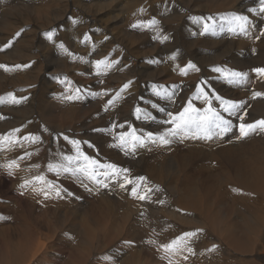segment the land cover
<instances>
[{
    "label": "bare ground",
    "instance_id": "6f19581e",
    "mask_svg": "<svg viewBox=\"0 0 264 264\" xmlns=\"http://www.w3.org/2000/svg\"><path fill=\"white\" fill-rule=\"evenodd\" d=\"M1 1L6 6L3 5L4 9L2 8L3 10L0 14H9L7 18L0 20V65H7L9 69L5 70L4 68H0V97L3 98V100H0V104H6L3 112L6 113L5 115H8V118H5L7 123L5 122L6 125H4V129L2 128L3 130H8L10 127L13 128L11 129L13 131L15 128L19 130V127H22L28 131L32 128L34 122L44 127L49 126L60 131L71 127L76 128L78 131L81 130V127L78 125L81 122H78V120H80L82 115L78 119L76 113L78 110L77 103L73 105L74 102L72 100L62 97V102L68 105L67 112L65 111L63 114L60 112L61 116L58 121H51L47 118L50 121L46 122L39 116V112L37 113V108L39 107L38 102L40 103L39 98L41 96L43 97H41L42 102L47 98L52 100L50 98L52 96L53 98H59L61 92L60 88H56L59 81L57 76L62 75V73L77 76L86 86L93 85L94 87V85H97L102 79L99 76L105 72L104 70L101 72L102 67L99 70L97 69L95 64L97 60H106L112 65L116 63L115 67H113L115 70L113 69L114 72L111 73L113 77L104 82L111 90L113 89V93L116 92L118 95L123 93L126 90L124 85L129 81L132 82L127 88L128 90L125 91V93H132L130 96L128 95V98L123 96L120 101L125 98L136 97L138 90L144 87L143 84L150 81L155 86L158 85L156 83L157 81L165 85L173 79H183L188 73L190 76L196 74L195 71L198 69L196 62L198 60L206 63V65L210 63H214V66L215 64H222V57L229 53L231 54L234 50L244 55V63L248 62L251 64V62H257L255 67L260 68L259 59H262L261 64L262 66L264 65V12L260 11V0ZM12 4H14V7L9 8V5ZM250 9H256V11L251 12L249 11ZM195 15L203 17L209 24H214L212 30L201 34L203 32V27L200 29L203 26L201 23L202 25L199 28L195 27V30H191L189 33L186 32L185 36H179V31L192 28L187 24L190 23V18ZM232 15H245L249 18L246 32H242L243 34L240 33L243 35V39L238 43L230 40L227 25H224L227 21L226 17ZM208 17H212L213 20L209 21L207 19ZM152 20H155L156 23L149 26L148 22ZM49 32L52 33L51 39L47 36ZM153 32L157 34H152ZM17 33H19L18 36L16 35ZM68 35L73 41L76 40L73 47L70 46V54L71 51L75 52L77 48L79 49L78 53L82 56L86 57L88 55L89 57L92 54L94 58L90 60L91 66L88 68L85 67L89 59L86 57L87 60H84L82 57L81 61L78 62V66L74 65V67H70L74 62L71 57L67 56L69 53L66 54L65 51V49H69L66 48L68 43L65 46L66 43L62 41ZM164 37H167V39H164ZM202 39L207 40L209 44ZM69 42L71 43V41ZM78 43L80 44L78 45ZM47 44L58 46L59 50L56 51H59V61L55 62L58 65L49 62L48 56L54 55ZM206 44L208 45L207 47ZM61 45H63V48H61ZM162 49H166L169 57L172 49L177 51L176 56L178 59L175 65L172 64L176 68V73H171L170 70H167L166 64L164 65H166L167 69L162 67L160 60L164 61V59H160L162 57L159 58V53L160 51L162 52ZM240 57L239 55L238 60ZM172 59L175 60V58ZM189 63L194 64L195 68H188ZM17 65L19 67H15ZM26 65L27 67H25ZM227 68L230 69V67ZM181 69H184V72ZM99 71L101 73L98 76ZM212 71L214 72V70ZM210 74L212 75V73ZM251 75V77H254L258 74L254 72ZM247 76L250 75L247 74ZM48 78L54 81H51L52 84L49 88H42L44 87V81ZM199 80L201 81V79ZM184 81L182 80V83ZM206 83L208 84V82ZM252 84L254 85V83ZM258 84L260 87L259 92L264 93V78H261V76ZM195 86L197 87V85ZM209 86L211 85L209 84ZM228 88L227 92L229 93L231 89L228 91ZM74 89L76 91L85 90L79 87H74ZM118 90L120 91L118 92ZM143 91L145 90L142 89ZM9 93H12L18 99L20 97H27V99L20 103H12L8 95ZM234 94L236 95V93ZM244 95L242 94L241 96ZM187 97L191 98L190 96ZM259 97V102L257 103L255 101L257 103L256 107L253 105L254 111L264 114V96ZM228 98L230 99V97ZM243 98L245 101L246 97ZM84 100L80 102L83 103ZM120 101L118 102L120 103ZM115 104L117 103L115 102ZM7 107H12V109L7 110ZM87 107L90 108L89 105ZM126 110L127 107L125 106L124 108L122 106L119 108V113L124 114ZM155 111L158 110L156 109ZM256 114L252 118L264 119V115L261 118L260 115ZM47 116L48 114H46ZM245 117L247 118V116ZM112 123V133L120 135L121 128L119 120H112ZM90 128H92L91 125ZM39 129L41 132L42 128ZM148 130L154 134L162 133L158 129L148 128ZM25 132L21 134L24 135ZM46 133L44 134L45 136ZM9 134H12L18 142L14 145L0 142V264H165L162 261L163 259H165L167 264H169V261H171V264H264V133H253L240 140L237 137L235 139L237 141L236 144H229L227 147L219 148L220 151L218 149L217 151H212L211 154L201 150H195V153L192 151V153H189V151L181 152L183 153L179 155V160L181 161H177L173 167L171 166V183L168 182L171 184V187L167 188L165 186L166 189H162L164 186H161L162 188L152 186L148 176H143L145 177V181L137 182L135 180L136 177L133 178L135 173L130 169L129 165L124 164V167L129 170L128 173L131 174V177L133 176L131 178L133 183L126 185L125 188H121L119 184H114V190L122 197V201L115 199L112 193L105 191L99 198H94L95 195H92L94 199L89 200V197H86L81 202H79L80 200L77 201V207L82 205V208L72 211L66 209L68 206L65 204L66 208L64 210L60 209V206L58 207L59 209L55 207L60 202L67 203L72 200V198L66 196L67 193L63 192L61 197L53 194L46 199L42 193L32 191L31 185L27 188L21 187L25 179H31L35 175L43 174L48 180L53 181L57 186L65 189V185L60 182L59 178H55L56 180H54L48 171L47 166L50 162L41 153V150H44L45 147L39 150L36 149V151H29L28 153L31 155L22 154L20 152L21 149L19 150L18 147L27 150L26 144L28 140H24L23 138L25 136L19 132ZM100 135L102 136V134ZM187 136L188 138L191 137L192 141L195 140L192 136ZM57 141L59 142V140ZM185 141H187L186 138ZM197 141V144H195L199 146V142ZM208 142H210L211 148H213L211 141ZM215 144H218V142ZM57 146L59 145L57 144ZM50 147L53 150V146ZM158 147H160L159 144L157 146L152 144L142 154L145 153L144 155H147L146 152L155 149V152L153 151L155 156L147 161L145 171L146 173L152 172L155 177L161 179L165 172L163 173L162 170H157L156 165H158L157 162L159 160L168 161V156L165 154L166 151L164 152L162 149L164 146L156 150ZM58 150L60 151L59 148ZM205 154H208L209 158L206 163L201 164L200 161L202 159L199 156ZM21 157L24 158L21 159ZM196 158L197 163L194 162ZM11 160H16L19 167L13 169L4 167ZM135 160H132V162L134 163ZM149 163L150 165L147 168ZM52 164L57 163L52 162ZM38 172L42 173L38 174ZM72 176L70 172H67L64 182L66 183L68 180L73 181L76 179V175H74V179ZM6 181L9 182V186ZM120 182H122V179ZM137 183L140 185L137 190L142 191V194L148 195V199L140 200L132 195V188ZM174 184H180L181 187L179 188L177 186L178 189H175L172 187ZM36 187H40V185L37 184ZM11 188L13 191H11ZM147 188H150L151 192H148ZM89 194L90 192L87 195L89 196ZM36 200H38L37 206H35L37 204H35ZM160 201H163V203H160ZM142 204H145L147 210L144 209V215L142 213L139 219L132 206H141ZM250 204H253L251 205L252 207L255 205L258 211H255V207V210H253ZM14 217L16 218L15 220ZM198 229L202 231L197 232L196 236L190 237L187 241L188 246L193 249V253L181 249L175 255H166L161 248L162 244L170 243L184 233L195 232ZM150 241L152 242L150 243ZM213 245L216 248L210 251ZM184 256H187L188 259L185 260ZM105 257H110L111 259H105Z\"/></svg>",
    "mask_w": 264,
    "mask_h": 264
},
{
    "label": "rangeland",
    "instance_id": "374dc122",
    "mask_svg": "<svg viewBox=\"0 0 264 264\" xmlns=\"http://www.w3.org/2000/svg\"><path fill=\"white\" fill-rule=\"evenodd\" d=\"M0 13H1V11L4 9L3 7V5H5L6 6V4H3L2 3V1L0 0ZM2 4V5H1ZM14 7V4H12V5H9V8H13ZM3 8V9H2ZM6 13H8V12H6ZM5 16V17H4ZM9 16V14L7 15V14H0V20L1 19H5V18H7ZM198 17V18H197ZM201 18H203V17H201V16H199V15H195V16H192V18H190V20H189V22L192 24V26H191V24L189 23V24H187L189 27H192V28H188V29H190V30H188V29H186L185 31H179L178 32V34H179V36H181V35H183V36H185L186 35V32H188L189 33V31H191V30H195V27H198L199 28V26H201L202 24H204V22H206V20L203 18V19H201ZM198 19V20H197ZM201 19V20H200ZM193 21V22H192ZM199 21V22H198ZM203 21V22H202ZM194 23V24H193ZM200 23V24H199ZM202 23V24H201ZM199 24V25H198ZM224 25L227 27V32H228V34H229V36H230V40H234V42H236V43H238V42H240L242 39H243V33L242 32H240L239 30H237V31H235V32H233V31H230L229 29H230V25L228 24V20L224 23ZM194 27V28H193ZM203 26H201L200 27V29L202 28ZM229 27V28H228ZM238 32V33H237ZM240 33H242V34H240ZM152 34H157L156 32L154 33H152ZM240 34V35H239ZM233 36V37H232ZM237 36V37H236ZM238 36H239V38H238ZM242 36V37H241ZM231 37H232V39H231ZM241 37V38H240ZM67 38V39H66ZM71 39V40H70ZM67 40V41H66ZM204 42H206L207 44H209V42L207 41V40H205V39H202ZM201 40V41H202ZM235 40H237V41H235ZM63 42H65L66 44H65V46L67 45V43H68V45L66 46V48H69L67 51H66V54L67 53H69L67 56L68 57H71V59H72V61L74 62V63H72L71 64V66H70V64H68V66H70V67H74V65H76V66H78V62L79 61H81V59H82V57H83V59L85 60L86 59V57H87V59H89V60H87L88 62H87V64L85 65V67H89V66H91L90 64H91V58L93 59L94 57H93V55L92 54H90L89 55V57H88V55H86V57L85 56H82L81 54H79L78 53V51H79V49L77 48V50L75 51V52H72L71 51V54H70V46L71 47H73V45L75 44V42H76V40H74L73 41V39L68 35V36H65V38H63V40H62ZM69 41H71V43L69 42ZM72 44V45H71ZM80 43H78V45H79ZM206 44V47L208 46ZM47 46H48V48H50V51L52 52V54L54 55V56H48V60H49V62L50 63H52V64H54V65H58L57 63H55V62H58L59 61V51H56V50H59V48H58V46H51V45H48L47 44ZM77 46V45H76ZM175 46V45H174ZM165 47V46H164ZM43 48H46V47H43ZM54 48H56V49H54ZM55 50V51H54ZM238 50V49H237ZM69 51V52H68ZM235 52V53H234ZM77 53V54H76ZM162 53V54H161ZM166 53V54H165ZM170 57L168 56L169 54L167 53V51H166V49H162V52L160 51V53H159V58L160 57H162V58H160V59H164V61H162V60H160V62H162V67H164V69L166 68V65H167V70H170V72L171 73H176L177 71H176V68H175V66L173 67V65L172 64H174L175 65V62L177 61V59H178V57L176 56L177 55V51L175 50V49H172L171 51H170ZM61 54H62V52H61ZM72 55V56H71ZM76 55V56H75ZM80 55V56H79ZM233 55V56H232ZM237 57H236V56ZM239 55L241 56L240 57V59L238 60V58H239ZM233 58H232V57ZM73 57V58H72ZM76 57V59L74 60V58ZM85 57V58H84ZM236 57V58H235ZM166 58V59H165ZM172 58H175V60L174 59H172ZM170 59V60H169ZM222 59H223V63L222 64H215V66L213 65V64H209V65H211V66H209V65H206V63H203V62H201V61H199L198 60V62H196L197 64V68L198 69H196V71H195V73L196 74H194V75H189V73L187 74V76H185V77H183V81H184V79H186V77H187V79L184 81V83H182V80L180 79V80H178V79H173V80H171V81H168V83L167 84H165V85H162L161 84V82H158L157 80V84L158 85H154L153 83H151V81L150 82H148V83H145V84H143L144 85V87L143 88H140L139 90H138V95H136V97H133V98H129V99H127L128 98V95L130 96V94L132 93V92H128V93H125V91L126 90H128V89H126L125 91H123V93H121V94H117L116 92L115 93H113V89L111 90L107 85H106V83L104 84V82H106V80H108V79H110L111 77H113L112 75H111V73H113L114 72V70H115V68H113V67H115V64L116 63H114L113 65L111 64V67H108V68H104V66L103 65H101V72H103V70L105 71V72H103V73H101L100 71H99V73H98V76L100 75V73L101 74H103V75H100L99 77L100 78H102L101 79V81L97 84V85H94V87H93V85L91 86V85H89V86H86V85H84L83 83H82V81L80 80V78H78L77 76H75V75H72V74H65V73H62V75H58L57 76V79H59V81H58V85H57V87L56 88H60V94L61 95H59V98H53V96L52 97H50V98H52V100L51 99H49V98H47L46 100H43V102L41 101L42 99H41V97L39 98L40 99V103L38 102V106L40 107H38L37 108V113L39 114V116L41 117V118H43L46 122L48 121H52V120H55V121H58L59 120V118H60V116H61V113L63 114V113H65V111L67 112V109H68V105H65L62 101H63V99H62V97H67L68 95L70 96H75V97H79V96H81V97H79L78 99H73L72 101L74 102L73 103V105L74 104H76L77 103V111H76V113H77V117H78V119L81 117V115H82V117L80 118V120H78V122H81V123H79L78 125L81 127V130H77L76 128H74V127H71V128H69V129H65V130H63V131H60V130H56V129H53L52 127H49V126H46V127H44V126H42V125H40V124H38V123H36V122H34V124H33V126H32V128H30L28 131L27 130H24L22 127L20 128L19 127V133L21 134V133H23V132H25L24 133V135L23 134H21V135H23V136H27V135H29L30 133H31V135L32 136H35V137H39V140H38V142H35V143H33V142H31V141H27L28 143L26 144V147H27V150L25 149V148H21V147H18L19 148V150H20V152L22 153V154H26V153H28L29 151L30 152H32V151H36V149H43L44 147V150H41V153H43V157L44 158H46L50 163H52V162H55V163H57V164H66L67 163V161H65L64 160V157H66V156H73V157H75L76 155H77V150H76V148L72 145V144H70V141L71 140H78V141H80L81 143L79 144V152L80 153H82L83 155H86V156H88V157H90V158H94V159H96L97 161H99V163L100 164H114L115 163V165L118 167V168H120V169H126L125 167H124V164L125 165H129V167H130V169L135 173V176L133 177V178H137V177H143V176H148V178L150 179V181H151V185L152 186H154V187H157V188H162L163 186H164V188H162V189H166V187L167 188H170L171 187V184H169V183H171V173H172V168H171V166L173 167V165H175L176 163H177V161L178 162H180L181 160H179L180 158H179V155H182L184 152H188L189 151V153H195L196 151L195 150H201V151H203V152H206V153H210L211 154V152L213 151H217V149H218V151H220V149L221 148H223V147H227L229 144H236V138L237 137H239V124H240V119H239V117L241 116V115H243L244 117L245 116H247V118H246V120H245V118H244V122L245 123H252V122H254L255 120H259V118H252L256 113H258L257 111H254V106L256 107V105H257V103L259 102V100H260V97L259 96H257L258 98H256V97H253V95H251V94H253V92H259L260 91V87H259V84H258V82H259V79H260V75L258 76V75H256V76H254V77H251L252 75V73H254V71L252 70V69H255V68H257V67H255L256 65H257V62L256 63H252L251 62V64L250 63H248V62H246V63H244V55L241 53V52H239V51H236V50H234V51H232L231 52V54L229 53V54H227V55H225V56H223L222 57ZM236 60V62H234ZM166 61V62H165ZM240 61V62H239ZM242 61V62H241ZM261 61V62H260ZM233 62V63H232ZM169 63H171V64H169ZM227 65H225V64ZM236 63V64H235ZM240 63V64H239ZM262 59H259V65H260V68H263L264 67V65L262 66ZM164 64H166V65H164ZM199 64V65H198ZM237 64H239L238 66H236ZM242 64V65H241ZM202 65V66H201ZM203 65H205V67H203ZM213 65V66H212ZM221 65H223V66H221ZM228 65H231V66H228ZM241 65V66H240ZM247 65H249V66H247ZM169 66V67H168ZM223 67L222 69H225V67H226V70H234V71H236V69H237V67H240V68H238L237 69V71H240V69H242L240 72H243V71H245V72H247V74L248 75H250V76H247L246 77V79H245V82H244V84L242 83V84H229L228 83V81H227V79H225V77H224V74L222 73V72H216L215 71V68H217V67ZM209 67V68H208ZM227 67H230V69L229 68H227ZM232 67V68H231ZM236 69H235V68ZM242 67V68H241ZM110 68V69H109ZM170 68V69H169ZM173 68V69H172ZM204 68H207V69H204ZM212 68V70H214V72L212 71V70H210ZM246 68V69H245ZM114 69V70H113ZM112 70V71H111ZM159 70H161V68H159ZM205 70H206V72H205ZM248 70V71H247ZM109 72V73H107V72ZM175 71V72H174ZM200 73H199V72ZM244 72V73H245ZM203 73V74H202ZM210 73H212V75L210 74ZM218 74V76H217V74ZM106 74V75H105ZM108 74V75H107ZM201 74V75H200ZM206 74V75H205ZM223 74V75H222ZM72 75V76H71ZM210 75V76H209ZM102 76V77H101ZM107 76H108V78H107ZM213 76V77H212ZM59 77V78H58ZM65 77V78H64ZM106 77V78H105ZM192 79H191V78ZM200 77V78H199ZM203 77V78H202ZM208 79H207V78ZM212 77V78H211ZM214 77H215V79H214ZM223 77V78H222ZM259 77V79H257ZM69 78H70V81H69ZM104 78V79H103ZM196 78V79H195ZM252 78V79H251ZM261 78H264V77H261ZM61 79V80H60ZM71 79H72V81H71ZM190 79V80H189ZM199 79H201V81L199 80ZM209 79H211V80H209ZM222 79H224V80H222ZM251 79V80H250ZM257 79V80H256ZM178 80V81H177ZM187 80H189V81H187ZM203 80H204V82H203ZM219 80V81H218ZM52 81H54V80H52L51 78H48L47 80H45L44 81V87H42V88H49L50 86H51V84H52V82L50 83V82ZM69 83V85H67L68 83ZM80 81V82H79ZM197 81V82H196ZM212 81V82H211ZM255 81H256V83H255ZM59 82H60V84H59ZM77 82V83H76ZM170 82V83H169ZM180 82V83H179ZM187 82V83H186ZM189 82V83H188ZM191 82H193V83H191ZM206 82H208V84L206 83ZM223 84H222V83ZM247 82V83H246ZM249 82V83H248ZM254 83V85L252 84V83ZM65 83H67V84H65ZM75 83V84H74ZM78 83H79V85H78ZM175 83V84H174ZM202 83V84H201ZM221 83V84H220ZM46 84V85H45ZM62 84H64V85H62ZM84 85V87H83V85ZM103 84V85H102ZM183 84V85H182ZM188 84V85H187ZM193 84H195V85H197V87L195 86V85H193ZM199 84V85H198ZM209 84L211 85V86H209ZM216 84H218V85H216ZM78 85V86H77ZM189 85H191V86H189ZM201 85V86H200ZM215 85V86H214ZM222 85H223V87H222ZM227 87H226V86ZM235 86V87H233V86ZM244 85V86H243ZM246 85V86H245ZM247 85H250V86H247ZM72 86H73V88H72ZM159 86V87H158ZM164 86V87H163ZM178 86V87H177ZM228 86H229V88H228ZM237 86V87H236ZM241 86V87H240ZM257 86V87H256ZM62 87V88H61ZM66 87V88H65ZM74 87L75 88H83V89H85L84 91H76L75 89H74ZM90 87V88H89ZM91 87H93V88H91ZM104 87H105V89H104ZM149 87V88H148ZM198 87L199 88H203V90L205 91V92H207L208 94H209V97L211 98V100H212V106L213 107H215L218 111H220V113H221V115L222 116H224L226 119H229V120H231L232 121V125L234 126L233 128H232V130L230 131V132H227V133H225L223 136H215V137H213L211 140H208V141H211V143L213 144V148H214V150H213V148H211V145H210V142H208L207 140H205V139H202V138H195V140L197 141V139H198V141L197 142H199V146L198 145H196L197 143H196V141L195 140H191L192 138L191 137H189L188 138V136H182V137H174L173 139H172V141H171V143L169 144V145H160V147H158V148H156V150L157 149H159V148H162L163 146V150H164V152H165V154L168 156H166L167 157V159H168V161L166 160V162H165V160H163V161H161V160H159L157 163H158V165H156V169L157 170H162L163 171V176H162V178L161 179H158L157 177H155L154 175H153V173L152 172H149V173H146V171H145V168H146V163H147V161L149 160V159H151V158H154V156H155V154L153 153V151L155 152V149L153 150V151H150V152H152V153H150V152H146V154L147 155H144V154H142L147 148H150V146H152V144H148L147 146H137L136 147V149H135V151H132L131 150V137L130 136H128V137H126V139H128V141H129V145H128V147L126 148V147H122V146H117V145H119L120 144V141H119V139H118V137H119V134H114V133H112L113 132V123H112V120H115V121H118L119 120V122H120V128H121V130H120V134L121 133H128V134H130V133H132L133 132V130L135 131V134L136 135H142V134H146V132H150L149 130H148V128L150 129H155V130H157L158 129V131H161V132H163L166 128H168V127H171V125H168V124H162V122L164 121V120H166V118H168L167 117V113L168 112H172V113H174V114H176V113H178L179 111H182L183 110V108L187 105V103H188V101H189V99H191L192 100V102H193V104L195 105V106H197V107H199V108H203V107H205L206 105H205V102H204V100L203 99H197L196 100V94L195 93H197V89H198ZM219 87V88H218ZM225 87V88H224ZM233 87V88H232ZM95 88V89H94ZM98 88V89H97ZM102 88V89H101ZM108 88V89H107ZM151 88H153L152 90H150ZM157 88V89H156ZM164 88V89H163ZM186 88V89H185ZM213 88V89H212ZM217 88H218V90H217ZM227 88H228V91L231 89H233L232 91L230 90V92L228 93L227 92ZM236 88H238V89H236ZM244 88V89H243ZM65 89V90H64ZM68 89V90H67ZM73 89V90H72ZM101 89V90H100ZM104 89V90H103ZM107 89V90H106ZM142 89L143 90H145V91H143L142 92ZM148 89V90H147ZM222 91H220V90ZM236 89V90H235ZM87 90H88V93H87ZM95 90V91H94ZM96 90H97V93H96ZM110 90V91H109ZM182 90V91H181ZM184 90V91H183ZM216 90V91H215ZM242 90H244V91H242ZM255 90V91H254ZM257 90V91H256ZM65 91V92H64ZM72 91V92H71ZM120 90H118V92H119ZM147 91V92H146ZM156 91V92H155ZM159 91V92H158ZM219 91V92H218ZM227 92V95H226V92ZM238 91V92H237ZM242 93H241V92ZM247 91V92H246ZM70 92V93H69ZM93 92V93H92ZM103 92V93H102ZM149 92V93H148ZM151 92V93H150ZM183 92V93H182ZM67 93V94H66ZM157 93H159V95H157ZM162 93V94H161ZM234 93H236V95L234 94ZM244 93H245V95H244ZM63 94H65V95H63ZM73 94V95H72ZM76 94H77V96H76ZM81 94V95H80ZM108 94H110V95H108ZM141 94V95H140ZM147 94V95H146ZM154 94V95H153ZM164 94V95H163ZM169 94V95H168ZM185 94V95H184ZM189 94H191V95H189ZM244 95V96H241V95ZM246 94H247V96H246ZM84 95V96H83ZM122 95V96H121ZM143 95H144V97H143ZM178 95V96H177ZM184 95V96H183ZM231 95H233V96H231ZM93 96V97H92ZM101 96H103V97H101ZM117 98H116V97ZM127 97V98H125V99H123L122 101H123V103H122V101H120V99L122 98V97ZM149 96H152V97H149ZM187 96H190L191 98H189V97H187ZM216 96H220V97H222V98H224V99H228V100H235V101H241V99H242V101H244V98L243 97H246L245 98V101H244V105H246V106H244L242 109H244V110H240V112H237V114L236 115H230L229 113H226V112H223V110L220 108V101H218V100H216ZM230 97V99L228 98V97ZM238 96H240L239 97V99H238ZM90 97V98H89ZM107 97H109V98H107ZM113 97V98H112ZM166 97V98H165ZM184 97V98H183ZM43 98V97H42ZM146 100H145V99ZM183 98V99H182ZM248 98V99H247ZM86 101H85V100ZM98 99H100V100H98ZM108 99V100H107ZM155 99H156V101H155ZM183 101H182V100ZM257 99V100H256ZM51 100V101H50ZM56 100V101H55ZM81 100H84V102L83 103H81L80 101ZM90 100H91V102H90ZM92 100H95V101H92ZM109 100H112L113 102L111 103V105L108 103L109 102ZM141 100V101H140ZM143 100V101H142ZM199 100V101H198ZM54 101V102H53ZM102 101V102H101ZM104 101V102H103ZM118 101H120V103L118 102ZM125 101V102H124ZM129 101V102H128ZM181 103H180V102ZM257 103H256V102ZM56 102V103H55ZM60 102V103H59ZM94 104H93V103ZM97 102V103H96ZM115 102L117 103V104H115ZM134 102V103H133ZM144 102V103H143ZM150 102V103H149ZM152 102V103H151ZM41 103H43V104H41ZM52 103H53V105H52ZM57 105H55V104ZM91 105H90V104ZM102 103H103V105H102ZM106 103H107V105H106ZM141 103V104H140ZM154 103V104H153ZM184 103V104H183ZM215 103V104H214ZM253 103V104H252ZM3 104V105H2ZM2 104H0L1 106H0V134H1V136L3 137V136H7L8 135V133H13V131L11 130V129H13V128H10L9 127V129L8 130H3L4 129V125H6V123H7V120L5 119L6 117L8 118V115H5L6 113H4L3 112V110H4V108H6L5 107V105H4V103H2ZM46 104V105H45ZM49 104H51V105H49ZM59 104V105H58ZM93 104V105H92ZM99 104V105H98ZM122 104V105H121ZM134 106H133V105ZM178 104V105H177ZM180 104V105H179ZM201 104V105H200ZM251 106H250V105ZM64 105V106H63ZM90 106V108L89 107H87V106ZM105 105V106H104ZM202 105H203V107H202ZM254 105V106H253ZM42 106H43V109H42ZM61 106H62V108H61ZM80 106V107H79ZM96 106H98V107H96ZM102 106V107H101ZM120 106V107H119ZM124 107L125 108V106L127 107V110H126V112L124 113V114H120L119 113V108H121V107ZM249 108H248V107ZM51 107V108H50ZM86 107H87V109L89 110H87L86 109ZM8 109L7 110H11L12 109V107H7ZM48 108V109H47ZM55 108V109H54ZM94 108V109H93ZM106 108V109H105ZM108 108H109V110H108ZM112 108V109H111ZM137 108H139L141 111H140V113L138 114L137 113V111H136V109ZM52 109V110H51ZM58 109V110H57ZM63 109V110H62ZM65 109V110H64ZM83 109V110H82ZM91 109V110H90ZM158 110V111H155V110ZM161 109H163L164 111H160ZM41 110V111H40ZM45 110V111H44ZM85 110H87V111H85ZM103 110V111H102ZM133 110H135V111H133ZM172 110V111H171ZM96 113H94V112ZM99 111V112H98ZM113 111V113H111ZM42 112V113H41ZM46 112V113H45ZM55 112H57V113H55ZM61 112V113H60ZM88 112V113H87ZM102 112V113H101ZM107 112V113H106ZM135 112V113H134ZM155 112V113H154ZM161 112V113H160ZM253 112V113H252ZM79 113V114H78ZM89 113H93V114H89ZM111 113V114H110ZM115 113V114H114ZM117 113H118V115H117ZM160 113V114H159ZM43 116H42V115ZM46 114H48V116L46 117ZM57 114V115H56ZM84 114V115H83ZM95 114V115H94ZM105 114H108V115H105ZM53 115V116H52ZM86 115V116H85ZM92 115V116H91ZM93 115H94V117H93ZM114 115V116H113ZM117 115V116H116ZM122 115V116H121ZM164 115V116H163ZM256 115H260V117L262 118V115H264V114H262V113H258V114H256ZM85 116V117H84ZM96 116V117H95ZM99 116V117H98ZM109 117V118H107V117ZM230 116V117H229ZM88 117V118H87ZM102 117V118H101ZM114 117V118H113ZM136 117V118H135ZM162 117V118H161ZM237 117V118H236ZM46 118V119H45ZM47 118H49V119H47ZM107 118V119H106ZM110 118H112V119H110ZM124 118V119H123ZM127 118V119H126ZM129 118V119H128ZM57 119V120H56ZM82 119V120H81ZM83 119H85V120H83ZM252 119H254V120H252ZM99 120V121H98ZM101 120V121H100ZM107 120V121H106ZM124 120V121H123ZM233 120H235V121H233ZM3 124H2V123ZM6 122V123H5ZM90 122V123H89ZM106 122V123H105ZM148 122V123H147ZM87 123V124H86ZM89 123V124H88ZM101 123V124H100ZM108 123V124H107ZM155 123V124H154ZM95 124H97L96 126H95ZM110 124V125H109ZM38 125H40L39 127H38ZM84 125H86V126H84ZM90 125H91V127L92 128H90ZM108 125V126H107ZM147 125V126H146ZM155 125V126H154ZM157 125V126H156ZM161 125V126H160ZM166 125V126H165ZM35 126V127H34ZM89 127V129H88V127ZM105 126V127H104ZM149 126V127H148ZM153 126V127H152ZM158 126H160V127H158ZM87 127V128H86ZM98 127V128H97ZM104 127V128H103ZM147 127V128H146ZM3 128V129H2ZM34 128V129H33ZM37 128V129H36ZM39 128H42V130H43V132H42V130H41V132H40V129ZM47 128V129H46ZM85 130H84V129ZM95 128V129H94ZM145 128V129H144ZM15 129H18V128H15ZM14 129V130H15ZM21 129H23L22 131H21ZM147 129V130H146ZM53 130V131H52ZM69 130V131H68ZM76 130V131H75ZM83 130V131H82ZM100 130H102V131H100ZM104 130V131H103ZM163 130V131H162ZM21 131V132H20ZM33 131V132H32ZM47 131H49V132H47ZM60 131V132H59ZM68 131V132H67ZM82 131V132H81ZM100 131V132H99ZM111 131V132H110ZM47 132V133H46ZM51 132V133H50ZM55 133V135H54V133ZM72 134H71V133ZM77 132H79V133H77ZM33 133V134H32ZM46 133V136L44 135ZM52 133H53V135H52ZM106 133V134H105ZM49 134V135H48ZM50 134H51V136H50ZM65 134V135H64ZM79 134V135H78ZM81 134V135H80ZM85 134H86V136H85ZM95 134V135H94ZM100 134H102V136L100 135ZM104 134V135H103ZM109 134V135H108ZM114 134V135H113ZM41 135V136H40ZM44 135V136H43ZM67 136L69 139L68 140H65L63 137L64 136ZM106 135V136H105ZM231 135V136H230ZM0 136V137H1ZM107 136H108V138H107ZM113 136H115V137H113ZM189 136H192V135H189ZM230 136V137H229ZM58 137V138H57ZM72 137V138H71ZM82 139H81V138ZM102 137V138H101ZM193 137V136H192ZM223 137V138H222ZM226 137V138H225ZM47 138V139H46ZM53 140H52V139ZM56 138H57V140H59V142L56 140ZM61 138V139H60ZM86 138V139H85ZM183 138V139H182ZM185 138H186V140L187 141H185ZM188 138V139H187ZM245 138V137H244ZM49 139V140H48ZM80 139V140H79ZM101 139V140H100ZM104 139V140H103ZM112 139V140H111ZM182 139V140H181ZM240 139H242V138H238V140H240ZM48 140V141H47ZM110 140V141H109ZM117 140V141H116ZM178 140V141H177ZM51 141H52V143H51ZM64 143H63V142ZM69 141V142H68ZM104 141H106V142H104ZM113 141V142H112ZM50 142V143H49ZM54 142V143H53ZM57 142V143H56ZM103 142V143H102ZM111 142V143H110ZM115 142V143H114ZM216 142H218V144H215ZM3 143H5V142H3ZM49 143V144H48ZM55 143H56V145H55ZM68 143V147L66 146V144ZM106 143V144H105ZM196 143V144H195ZM7 144V143H6ZM54 144V145H53ZM57 144L60 146H57ZM64 144V145H63ZM100 144V145H99ZM105 144V145H104ZM31 145H33L32 147H31ZM41 145V146H40ZM49 145V146H48ZM72 145V146H71ZM89 145V146H88ZM154 146H157V144H153ZM172 145V146H171ZM187 145V146H186ZM217 147L216 149H215V146ZM43 146V147H42ZM50 146H53V150H52V147H50ZM56 146V147H55ZM70 146H71V148H70ZM107 146V147H106ZM116 146V147H115ZM182 146V147H181ZM29 147V148H28ZM39 147V148H38ZM50 148V149H48V148ZM169 147V148H168ZM55 148V149H54ZM58 148L60 149V151L58 150ZM63 148H65V149H63ZM102 148V149H101ZM110 148V149H109ZM140 148V149H139ZM144 148V149H143ZM171 148H173L172 150H171ZM220 148V149H219ZM104 149V150H103ZM143 149V150H142ZM24 150V151H23ZM51 150V151H50ZM58 150V151H57ZM66 150V151H65ZM102 150H103V152H105V153H103L102 152ZM106 150V151H105ZM138 150V151H137ZM141 150V151H140ZM43 151V152H42ZM53 151V152H52ZM54 151H55V153H54ZM172 151V152H171ZM192 151V152H191ZM26 152V153H25ZM68 152V153H67ZM106 152H109V153H106ZM136 152V153H135ZM139 152V153H138ZM174 152V153H173ZM177 152V153H176ZM181 152H183V153H181ZM52 153V154H51ZM54 153V154H53ZM181 153V154H180ZM46 154V155H45ZM115 154V155H114ZM208 154H205V155H203V156H199L200 157V159H202L200 162H201V164L202 163H206V161L208 160V158H209V155ZM60 155V156H59ZM112 155V156H111ZM46 156V157H45ZM108 156V157H107ZM114 156V157H113ZM117 156V157H116ZM54 157V158H53ZM124 157V158H123ZM146 159H145V158ZM170 157H171V159H170ZM174 157V159H172ZM58 158V159H57ZM109 158V159H108ZM122 159V162H121V159ZM126 158V159H125ZM128 158V159H127ZM2 159V158H1ZM136 159V160H135ZM132 160L134 161L135 160V162L137 163H133L132 162ZM142 160V161H141ZM171 160V161H170ZM1 161V160H0ZM129 161V162H128ZM139 161H140V163H139ZM161 161V162H160ZM132 162V163H131ZM142 162V163H141ZM174 164H173V163ZM195 163H197V158L195 159V161H194ZM80 163H83V160H82V158H81V161H80ZM119 163V164H118ZM139 163V164H138ZM156 163V164H157ZM166 163V164H165ZM168 163V164H167ZM165 164V165H164ZM172 164V165H171ZM149 165H150V163L148 164V166H147V168L149 167ZM160 165V166H159ZM169 165V166H168ZM73 166H76V162L75 161H73ZM137 166V167H136ZM141 166V168H139ZM135 167V168H134ZM169 168V169H168ZM216 168V167H215ZM135 169V170H134ZM168 169V170H167ZM170 169H171V171H170ZM40 173H42V172H38V174H40ZM66 173L67 172H61V174L60 175H57V173L56 172H50V175L54 178V180H56L55 178H59V180H60V182H62L64 185H65V189H63L64 191V193H67L66 194V196L67 197H70V198H72V200L71 201H69V202H67V203H64V202H60L57 206H55L57 209H62V210H64V208H66V206H68L66 209H68V210H70V211H72V210H80L81 208H82V205L81 206H79V207H77L78 205L76 204L77 203V201H79V202H81V200L82 199H84V198H88L89 200H91V199H94V198H96V197H100V196H102L103 194H104V192L105 191H107V192H109V193H112L113 195H114V197H115V199H117V200H119V201H122V197L118 194V193H116L115 192V190H114V184L115 185H117V184H119V186H120V184L121 183H123L124 182V180H123V176H124V174H121L120 175V177H118L117 179H105L104 180V183H106L108 186L107 187H102V186H100V185H98V184H95L92 180H90V179H88L84 174H82V173H75V174H73V173H71L70 172V174H72L73 176V179H74V175H76V179H72V178H70V179H72L73 181H70V180H68L66 183L64 182L65 181V175H66ZM77 174H79V175H77ZM128 175V177H129V179H131L132 177H131V174H127ZM134 175V174H133ZM151 175V176H150ZM166 175V176H165ZM170 175V176H169ZM83 176H85L84 178H83ZM122 176V177H121ZM61 177V178H60ZM78 177V178H77ZM81 177V178H80ZM151 177V178H150ZM101 179H103V177H100ZM136 178H135V180H136ZM156 178V179H155ZM122 179V182H120V180ZM79 180V181H78ZM70 181V182H69ZM77 181V182H76ZM116 181V182H115ZM7 182V184H8V186H9V182L8 181H6ZM60 182H57V183H59V184H61ZM74 182V183H73ZM115 182V183H114ZM118 182H120V183H118ZM138 182V181H137ZM155 182H156V184H155ZM167 182V183H166ZM169 182V183H168ZM76 183H78V184H76ZM82 183H83V185H82ZM72 185V186H70V185ZM76 184V185H75ZM81 184V185H80ZM161 184V185H160ZM166 184V185H165ZM87 185V186H86ZM80 186V187H79ZM86 186V187H85ZM162 186V187H161ZM166 186V187H165ZM180 188L181 187V185L180 184H174V186L172 185V187H174L175 189H178V187ZM72 187H73V189H72ZM82 187H84V189H82ZM88 187V189H89V191H87L88 189H86ZM177 187V188H176ZM81 190V191H80ZM11 191H13L12 190V188H11ZM78 191V192H77ZM91 191H93V192H91ZM63 192L61 193V195H63ZM87 192V193H86ZM90 192V194H89V196L87 195L88 193ZM138 192H140V191H138ZM141 194H142V191L140 192ZM74 194V195H73ZM85 195V196H84ZM94 196V198H93V196ZM65 196V197H66ZM73 196V197H72ZM79 196V197H78ZM137 198V197H136ZM263 200H264V198H263ZM37 201V202H36ZM35 201V206H37L38 205V200H36ZM73 205H72V204ZM66 206H65V205ZM132 204H135V203H132ZM251 205H253V204H250V207L253 209V210H255V211H258V208L254 205V207H255V209H254V207H252ZM60 206V207H59ZM50 207H52V205H50ZM59 207V208H58ZM73 209H72V208ZM132 208L136 211V216L140 219V215L143 213V215H144V209L145 210H147V207L145 206V204H142L141 206H132ZM15 217H17V216H15ZM14 217V220L16 219ZM238 217V216H237ZM162 261H164V263L165 264H167V262H165V259H163Z\"/></svg>",
    "mask_w": 264,
    "mask_h": 264
},
{
    "label": "snow or ice",
    "instance_id": "6c2138e0",
    "mask_svg": "<svg viewBox=\"0 0 264 264\" xmlns=\"http://www.w3.org/2000/svg\"><path fill=\"white\" fill-rule=\"evenodd\" d=\"M249 11L255 12L256 9H250ZM260 11L264 12V0H260ZM203 19V18H201ZM209 21H212V17L207 18ZM228 23L230 25V31H237L246 32L247 26L249 24V18L245 15H232L230 17H226ZM156 21L152 20L148 22V25L155 24ZM214 27V24H209L205 22L203 24V32H209ZM17 36L19 33L16 34ZM49 39L52 37V33H47ZM87 39V37H85ZM167 39V37H164ZM7 46V45H6ZM63 48V45H61ZM65 51H67L65 49ZM97 69L99 70L101 65L105 68L111 67V64L108 63L106 60H97L95 62ZM19 67V65L15 66ZM27 67V65L25 66ZM0 68H4L5 70H9L7 65H0ZM188 68L194 69L195 65L189 63ZM184 72V69H181ZM216 72H222L224 77L227 79L229 84H242L245 82L247 77V73L234 71V70H226L222 68H215ZM255 73L264 77V68H255L253 69ZM132 82L129 81L127 84L124 85V88L127 89ZM12 103H20L23 100H26L27 97H20L19 99L13 95L12 93L8 94ZM159 95V93H157ZM257 96H264V93L261 92H253V97ZM79 97L75 96H67L66 99L73 100L78 99ZM197 99H203L205 102V107L198 108L196 107L192 100L189 99L187 105L183 108L182 111L174 114L172 112H168L167 116L168 119L164 120L162 123L171 125V127L166 128L162 133L154 134L153 132H147L146 134L136 135L135 131L133 130L132 133H121L118 137L120 144L117 146L128 147L129 141L126 137H131V150L135 151L137 146H147L149 143L151 144H159V145H169L174 137H182L187 135H192L193 138H202L205 140H211L215 136H223L225 133L230 132L232 130V121L226 119L224 116L221 115L220 111H218L215 107L212 106V100L209 97V94L203 90V88L197 89L196 93ZM216 100L220 101V108L223 112L229 113L230 115H236L244 107L243 101H234L224 99L220 96L215 97ZM0 100H3L0 97ZM113 101L109 100V104ZM137 113H140V109H136ZM161 111H164L161 109ZM240 124H239V137L244 138L249 136L250 134L262 132L264 133V119L256 120L252 123H245L244 116H240ZM18 129L13 130V133L18 132ZM24 140L31 141L33 143L38 142L39 137L32 136L29 134L28 136L23 138ZM65 140L69 138L67 136L64 137ZM0 142H5L8 145H14L18 141L14 138L12 134L7 136L0 137ZM70 143L76 148L77 155L73 156H66L64 160L67 161L66 164H48V171L49 172H56L57 175H60L61 172H71L75 173H82L88 179L92 180L95 184H98L102 187H107L108 185L104 183L105 179H117L121 174H124L123 180L124 182L120 184L121 188H125L126 185L132 184L133 180L129 179L128 177V169H120L115 164H100L94 158H90L86 155H83L79 152V144L81 143L78 140H71ZM26 155H31L30 153H26ZM24 157H21L23 159ZM81 158L83 163H80ZM73 161L76 162V166H73ZM4 167L8 169L18 168L19 165L17 164L16 160H11L9 163L5 164ZM100 177H103L101 179ZM136 181L143 182L145 181V177H137ZM39 184L40 187H36ZM32 186L31 190L34 192H40L43 196L47 199L51 195H55L57 197H61V193L64 191L62 188L57 186L53 181H50L44 176L43 174L35 175L31 179H25L24 183L21 185L22 188H27ZM139 183L132 188V195L136 196L140 200L148 199V195L141 194L138 192ZM145 187H147L145 185ZM148 192H151L150 188H147ZM163 203V201H160ZM202 230H196L195 232H186L182 236L177 237L175 240L171 241L167 244H162L161 248L164 250L166 255H175L181 249H185L189 253H193V249L188 246V239L190 237L196 236L197 232ZM152 241H150L151 243ZM128 243V242H125ZM216 248L215 245L212 246L211 250ZM105 259H111L110 257H105ZM184 259L187 260L188 257L184 256ZM171 264V261H169Z\"/></svg>",
    "mask_w": 264,
    "mask_h": 264
}]
</instances>
